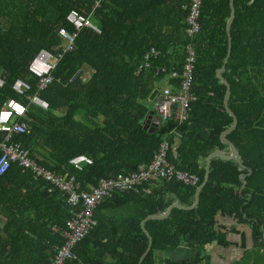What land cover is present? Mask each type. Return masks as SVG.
<instances>
[{
  "label": "trees",
  "instance_id": "16d2710c",
  "mask_svg": "<svg viewBox=\"0 0 264 264\" xmlns=\"http://www.w3.org/2000/svg\"><path fill=\"white\" fill-rule=\"evenodd\" d=\"M233 2L230 51L220 77L229 88L226 106L236 119L224 136L236 150L235 159L209 160L208 179L193 210L173 209L168 218L148 220L142 229L146 218L164 215L173 204L191 207L205 158L227 148L219 135L232 118L215 72L226 55L230 0H202L199 28L191 37L185 33L187 0H0V110L9 100L27 109L20 121L27 130L12 141L32 160L73 177L80 191L89 192L101 179L149 164L168 140V161L197 178L194 187L149 182L136 193L106 198L94 210L95 226L74 249L77 258L66 264H138L148 236L151 249L141 264H157V253L184 243L196 252L181 264H200L207 260L206 245L226 246L216 217L248 226L254 248L264 254V0ZM71 10L89 17L100 33L78 32L73 50L53 71V83L39 94L48 105L43 111L30 104L38 80L28 66L40 50L63 47L59 30L74 32L66 20ZM186 46L194 54L188 118L158 123L155 108L146 103H155L162 88L178 91ZM151 48L158 55L135 75ZM172 71L178 79L170 77ZM17 80L30 86L23 96L12 90ZM4 137L0 133V141ZM79 155L92 164L77 171L69 161ZM49 190L17 164L0 177V264H48L62 245L53 227L63 228L73 213L60 192Z\"/></svg>",
  "mask_w": 264,
  "mask_h": 264
},
{
  "label": "built area",
  "instance_id": "2783aa9c",
  "mask_svg": "<svg viewBox=\"0 0 264 264\" xmlns=\"http://www.w3.org/2000/svg\"><path fill=\"white\" fill-rule=\"evenodd\" d=\"M202 0H187V15L185 18V33L191 37L198 31V14ZM97 5V3H96ZM66 20L73 26L74 32L69 33L65 29L59 30L63 39V47L55 48L54 52L40 50L39 54L28 66L29 74L38 80V94L30 99V104L47 111L48 105L42 101L39 94L45 91L53 83V71L63 54L71 52L74 47L75 38L78 32L88 28L96 33L100 30L93 24L91 19L78 11L71 10ZM58 50V51H57ZM157 52L151 48L144 55V62L136 68L135 75H138L143 68H150L149 60L156 57ZM194 54L190 46H186V58L179 78V87L176 93L171 88H162L155 101V110L159 116L158 123H164L171 118L179 122L188 118V104L194 99L190 95L191 71L194 62ZM161 72L165 69H161ZM172 79H178L176 72H170ZM4 86L0 79V89ZM12 90L19 96H23L30 90V86L17 80ZM27 109L14 100L7 101L0 110V133L5 135L0 141V177L4 175L12 164H17L23 170L29 171L36 181L43 180L49 185V192L58 191L64 197L66 205L72 210V216L66 220L63 228L53 227L58 232L63 242L57 247L48 264H66L77 257L74 249L95 226L93 214L106 198L119 193H136L143 185L153 183L175 182L186 187H194L197 178L194 174L178 170L168 161V153L171 149L168 140L160 143L151 162L141 166L135 171L127 174H119L115 178L101 179L95 188H89V192L80 191L79 185L73 177L64 178L45 169V167L32 160L29 153L21 144L13 142L12 138L26 132L24 123H20L26 116ZM70 165L80 171L84 165L92 164L91 158L79 155L69 161Z\"/></svg>",
  "mask_w": 264,
  "mask_h": 264
},
{
  "label": "crops",
  "instance_id": "0c3cea01",
  "mask_svg": "<svg viewBox=\"0 0 264 264\" xmlns=\"http://www.w3.org/2000/svg\"><path fill=\"white\" fill-rule=\"evenodd\" d=\"M226 150L227 148L224 151ZM215 222L216 229L224 235L226 246L206 245L203 254L207 260L200 264H264V254L254 248L251 229L248 226L221 217H216ZM195 252L194 247L184 243L172 251L157 253V264H181L193 258Z\"/></svg>",
  "mask_w": 264,
  "mask_h": 264
},
{
  "label": "water",
  "instance_id": "95a60500",
  "mask_svg": "<svg viewBox=\"0 0 264 264\" xmlns=\"http://www.w3.org/2000/svg\"><path fill=\"white\" fill-rule=\"evenodd\" d=\"M234 0H230V3H229V17L226 21V24H225V33H226V37H227V50H226V55H225V58L223 60V64L221 66V68H219L218 70H216L215 74H216V77L217 79L225 86V95H224V99H223V106H224V109L225 111L229 114V116L232 118V123L231 125L226 128L224 131H222L219 135V141L223 144L226 145L227 147V150L226 151H219V150H214L212 151L210 154H208V156L205 158V163H204V175H203V180H202V183L195 189L194 191V196H193V205L189 208H183L177 204H174L172 205L168 210L167 212L164 214V215H159V216H150L148 218H146L142 224H141V228L144 229V224L145 222H147L148 220H151V219H166L169 217L171 211L173 209H181V210H185V211H189V210H193V208L196 206V202H197V196H198V193L201 191V189L203 188V186L205 185V183L207 182V179H208V171H209V160L214 157V156H218L220 158H223L225 160H234L235 159V155H236V150L234 148V146L232 145V143H230L227 139H225V135L230 132L231 130L234 129L235 125H236V119L235 117L233 116V114L230 112V110L227 108L226 106V99L228 97V94H229V88L227 86V84L225 83V81L220 77V72L223 70V67H224V64L226 63L227 61V58L229 56V51H230V37H229V23L231 21V19H233L234 17V14H235V8H234ZM254 1V0H253ZM157 95V91H154L152 93V95L150 96V101H153L155 96ZM148 246L146 248V250L144 251V253L142 254L138 264H141L143 259L145 258V256L148 254V252L150 251L151 249V237L148 236Z\"/></svg>",
  "mask_w": 264,
  "mask_h": 264
},
{
  "label": "rangeland",
  "instance_id": "374dc122",
  "mask_svg": "<svg viewBox=\"0 0 264 264\" xmlns=\"http://www.w3.org/2000/svg\"><path fill=\"white\" fill-rule=\"evenodd\" d=\"M86 76V75H85ZM163 83H160L157 85V89H160L162 87ZM154 105L155 103L154 102H149V103H146V106L151 110L153 111L154 109Z\"/></svg>",
  "mask_w": 264,
  "mask_h": 264
}]
</instances>
